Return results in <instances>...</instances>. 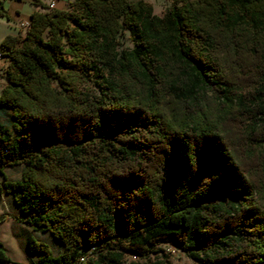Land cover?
I'll return each instance as SVG.
<instances>
[{
    "label": "trees",
    "instance_id": "obj_1",
    "mask_svg": "<svg viewBox=\"0 0 264 264\" xmlns=\"http://www.w3.org/2000/svg\"><path fill=\"white\" fill-rule=\"evenodd\" d=\"M1 45L0 192L61 246L29 233L19 262L0 239V260L122 264L170 242L197 264H264V0H69ZM209 101L241 116L259 177Z\"/></svg>",
    "mask_w": 264,
    "mask_h": 264
},
{
    "label": "rangeland",
    "instance_id": "obj_2",
    "mask_svg": "<svg viewBox=\"0 0 264 264\" xmlns=\"http://www.w3.org/2000/svg\"><path fill=\"white\" fill-rule=\"evenodd\" d=\"M43 4L41 5L39 2L35 0H2V8L3 10L0 12V47L4 50L1 45V38L4 36L7 31L11 33H16L21 35L25 29L24 26H19L18 20L19 18H28L29 12L35 8L36 3L38 4V8H47L49 0H39ZM50 3V1H49ZM163 3H155L154 10L157 12L162 11L164 9ZM27 19V20H28ZM6 31V32H5ZM19 32V33H17ZM123 44H128L129 41L122 38ZM4 85V84H3ZM2 85V86H3ZM82 87L87 88L88 91H95V85L91 81H85L80 84ZM1 86V87H2ZM175 106V105H173ZM204 110H209L210 113L213 114L214 119L217 120L218 124L222 128L227 141L230 145L233 146L237 158L242 166L246 169H249V173L252 177H259L261 171L257 164H255L256 157H253L252 163L249 162L251 160L248 155L252 151L249 143L246 142L245 137L242 135V131L244 129V122L242 121L241 116H239L238 112L229 107H222V105L216 104L212 101L206 103L205 106H202ZM251 156V155H250ZM5 172L8 177L14 178L19 175L20 164H13L5 166ZM2 193L7 196L6 191H2ZM14 225L7 223L6 221H0V235L4 238L6 243V249L10 253L8 255L12 260L19 259H28L26 254L20 248L19 243H11L6 238L7 230H10V227L13 228ZM21 231H17V239L24 244V231L25 229H18ZM32 235L37 238L46 241L50 249L53 253H55L61 246V242L54 237L49 231H38L35 229H31ZM154 249L149 251L145 255L141 254H133L132 252H125L123 256L122 264H128L131 260L133 264H197L193 261V259L188 256L182 249L175 246L170 242H158L154 245ZM6 251V250H5ZM27 252V251H26ZM0 264H10L9 261L0 260ZM17 264V263H15ZM75 264H82V260H76Z\"/></svg>",
    "mask_w": 264,
    "mask_h": 264
},
{
    "label": "crops",
    "instance_id": "obj_3",
    "mask_svg": "<svg viewBox=\"0 0 264 264\" xmlns=\"http://www.w3.org/2000/svg\"><path fill=\"white\" fill-rule=\"evenodd\" d=\"M50 3H52L51 6H57V7H66L69 3V0H49ZM48 1V2H49ZM151 5H152V8H154V4L155 3H163L164 2V6H166L169 2V0H148ZM49 3V4H50ZM38 4L36 3V6L37 7ZM154 10V9H153ZM156 11V10H154ZM157 12V11H156ZM161 12V11H160ZM6 32V31H5ZM7 33H11L10 31H7ZM19 33V32H17ZM0 50L3 52L1 55H0V88L1 86L5 83L6 79H5V75H4V66L6 64V61H7V55L4 53L3 49H1L0 47ZM2 108H0V118H2ZM5 169V168H4ZM2 212H5L6 215L0 220V221H6L7 223H10L13 226L10 227V230H7L6 232V238L9 242L11 243H19L20 244V248L22 249V251L26 254L27 256V252H26V237L29 233H31V228L22 223L21 221L15 219L13 217V215L15 213H17V208L11 198V196L9 194H7V196H5L2 192H0V213ZM18 229H25V230H22L24 231V236H23V239H24V244L21 243V241L19 239H17V231H21V230H18ZM0 239L4 245V248L6 250V252L8 254H10L8 251H7V247H6V243H5V240L4 238L0 235ZM9 256H12V255H9ZM23 257H20L19 259H14L16 261H19V262H26V259H22Z\"/></svg>",
    "mask_w": 264,
    "mask_h": 264
},
{
    "label": "built area",
    "instance_id": "obj_4",
    "mask_svg": "<svg viewBox=\"0 0 264 264\" xmlns=\"http://www.w3.org/2000/svg\"><path fill=\"white\" fill-rule=\"evenodd\" d=\"M48 5H49V2H48ZM27 19L28 18H19V20H18V24H19V26H24V27H26V21H27ZM3 52L0 50V55L2 54ZM82 257V256H81Z\"/></svg>",
    "mask_w": 264,
    "mask_h": 264
},
{
    "label": "bare ground",
    "instance_id": "obj_5",
    "mask_svg": "<svg viewBox=\"0 0 264 264\" xmlns=\"http://www.w3.org/2000/svg\"><path fill=\"white\" fill-rule=\"evenodd\" d=\"M51 5H52V3L49 4V6H51ZM28 23H29V19L26 21V26L28 25Z\"/></svg>",
    "mask_w": 264,
    "mask_h": 264
}]
</instances>
